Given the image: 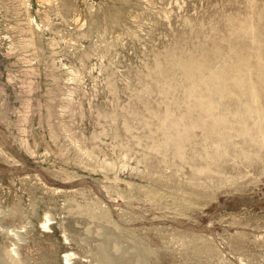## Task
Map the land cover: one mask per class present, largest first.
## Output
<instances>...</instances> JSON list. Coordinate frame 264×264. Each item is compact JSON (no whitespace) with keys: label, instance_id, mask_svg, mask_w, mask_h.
Wrapping results in <instances>:
<instances>
[{"label":"rangeland","instance_id":"rangeland-1","mask_svg":"<svg viewBox=\"0 0 264 264\" xmlns=\"http://www.w3.org/2000/svg\"><path fill=\"white\" fill-rule=\"evenodd\" d=\"M0 264H264V0H0Z\"/></svg>","mask_w":264,"mask_h":264},{"label":"bare ground","instance_id":"bare-ground-1","mask_svg":"<svg viewBox=\"0 0 264 264\" xmlns=\"http://www.w3.org/2000/svg\"><path fill=\"white\" fill-rule=\"evenodd\" d=\"M44 2V1H43ZM50 3V2H49ZM170 5V4H169Z\"/></svg>","mask_w":264,"mask_h":264}]
</instances>
